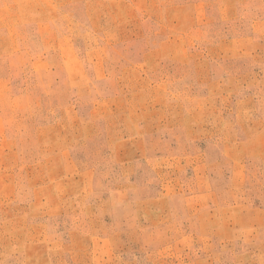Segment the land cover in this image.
<instances>
[{
  "label": "rangeland",
  "instance_id": "374dc122",
  "mask_svg": "<svg viewBox=\"0 0 264 264\" xmlns=\"http://www.w3.org/2000/svg\"><path fill=\"white\" fill-rule=\"evenodd\" d=\"M0 264H264V0H0Z\"/></svg>",
  "mask_w": 264,
  "mask_h": 264
}]
</instances>
